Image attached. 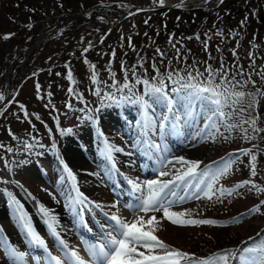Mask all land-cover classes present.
Returning a JSON list of instances; mask_svg holds the SVG:
<instances>
[{
    "label": "rangeland",
    "instance_id": "1",
    "mask_svg": "<svg viewBox=\"0 0 264 264\" xmlns=\"http://www.w3.org/2000/svg\"><path fill=\"white\" fill-rule=\"evenodd\" d=\"M179 1L183 0H170L172 4ZM156 6L159 4L154 0H0V93L6 98L11 95L5 102L0 101V145L4 146L0 147V237L6 239L9 246L26 252V242H29L14 218L9 192L20 201L31 219L35 214L43 219L38 211L39 204L50 209L58 218L62 238L85 234L84 221L81 223V217L66 207L71 182L61 181L66 173L62 171L60 158L76 174L80 190L90 200L102 205V211L92 206L82 216L89 229L101 233L98 226L107 223L103 212L118 211L121 215L126 210L124 205L134 201L128 178L141 183L157 179L160 165L155 151L148 149L147 141L163 147L173 144L169 155L199 160L201 168L237 151L227 148L230 138L193 139L197 128L204 126L203 120L191 127L183 126L182 135H175L170 130L161 135L158 125L166 112L164 106L152 105L146 110L131 98H122L129 97V93L127 90L117 92L112 83L115 80L123 84L127 71L132 93L140 96L145 95V88L149 87L142 83L143 80L159 86L162 78L169 96L178 100V94L172 92V88L178 85L173 81L180 76L186 77L185 69L204 72L207 65L220 69L223 64L229 76L235 75L240 81L246 80L248 75L256 76L264 63V0H223L222 3L221 0H200L197 4L184 6L187 10L180 11L185 14L204 10L203 14L195 13L203 16V22L198 25L189 19L194 18V14L186 15L187 23L184 15L178 18L170 13L173 11L170 9L163 12L138 10L122 17L131 7ZM196 6L199 8L189 10ZM77 13L87 19L66 16ZM172 21L178 26L173 27L175 23ZM157 23L158 29L169 25L172 32L161 30L159 37L154 39L156 34L151 31L156 30ZM176 28L184 29L182 35ZM148 31L151 37L146 35ZM7 34L12 35L5 39ZM167 36H172L171 43L165 41ZM37 39L39 43L35 45ZM152 44L163 49L158 52ZM85 48H88L87 52H84ZM163 60H169L166 65L174 66L175 74H181H174L169 80ZM65 61L73 74L72 82L65 73ZM137 62L144 65L143 73L138 72ZM241 70L244 75L240 74ZM93 72L96 73V83L92 80ZM153 77L157 79L153 80ZM137 79L141 83H136ZM199 79L204 82V77ZM70 88L72 92H69ZM97 89L101 93L99 96L96 95ZM106 93H116V100L108 99ZM69 103L71 109L67 107ZM180 107L176 103L174 110ZM180 114L182 117V111ZM147 118L155 122V131L145 129ZM44 123L49 128L46 129ZM68 128L72 129L71 133L61 134V129ZM99 132L104 135L101 137ZM221 132L229 135L223 128ZM187 136H192V141L186 142ZM105 139L123 149L113 153L116 170L110 175H105L109 164L102 155ZM180 139L184 143L178 146ZM26 144L32 147L27 148ZM9 147L11 152L7 151ZM261 164L259 173L263 167ZM168 170L175 171L170 167ZM97 172L99 177L91 175ZM245 179L254 180L248 158L241 156L230 173L219 179L216 187L233 188ZM254 181L262 186V179ZM238 192L224 197H219L217 192L211 200L201 195L200 199H188L173 208L174 211L190 210L185 218L215 219L223 223L174 225L163 219L153 226L155 234L168 245L195 257L259 243L264 239V205L260 213L245 216L239 223L229 222L232 217L261 202L258 194L247 188ZM113 203L117 204L116 208L110 207ZM30 206L33 210H29ZM127 214L133 216L131 212ZM155 215L159 219L163 214L158 212ZM92 219L98 226H92ZM39 229L37 227V232L44 236ZM249 237L253 239L249 240ZM47 241L52 242L53 238ZM199 243L210 247L200 253L188 250H193L192 245ZM56 246L57 242L52 248ZM9 261L5 248L0 247V264H9ZM232 264L239 262L233 259Z\"/></svg>",
    "mask_w": 264,
    "mask_h": 264
},
{
    "label": "snow or ice",
    "instance_id": "2",
    "mask_svg": "<svg viewBox=\"0 0 264 264\" xmlns=\"http://www.w3.org/2000/svg\"><path fill=\"white\" fill-rule=\"evenodd\" d=\"M154 2L164 5L165 0H154ZM222 2L223 0H221ZM241 23L243 24L244 22L242 21ZM10 35L12 34H7L5 39ZM196 38L199 39V36L197 35ZM205 47H207L206 43ZM87 51L88 48H85L84 52ZM157 51L159 52L160 50L157 49ZM233 54L235 55V52ZM160 55L163 56V53L161 52ZM153 67L155 68V65ZM133 69H135V66H133ZM185 71L187 73L186 77L180 76L173 81L174 84L178 85L172 88V92L178 94V100H174L169 96L166 91L167 86L162 78L159 86L150 84L147 79L143 80L142 83L149 86L145 88V95H135L132 93L127 71H125L124 83L118 84V82L113 80L112 87L119 93L127 90L129 97L122 98H131L132 102L141 104L146 110L152 105H163L166 112L161 116L158 125L161 135H163L165 130H170L178 136L182 135L183 126L191 127L198 120H203L204 126L197 128L193 138L215 140L217 137H223V139L227 140L234 130H238L242 139L252 141L260 133L264 132V128L258 127L259 117L252 114L258 104L257 95L264 97V91L259 88L255 92L240 90L248 83L255 85L256 81L252 80L251 75H248V78L244 81L238 80L235 75L229 79L228 70L224 68L223 64H221L220 69H213L210 65H207L204 72H200L198 69H185ZM156 72L159 73V70L156 69ZM173 74V72L168 73L169 80L172 79ZM240 74L244 75L242 70ZM132 75L135 76L134 70ZM257 75L260 76L261 80H264V72H258ZM200 77H204L203 83L198 79ZM68 78L70 80L72 78L70 71ZM155 79L157 77H153V80ZM92 80L93 83L97 82L95 72L92 74ZM136 83H141V81L137 79ZM69 92H72L71 88ZM100 94V90L97 89L96 95L99 96ZM105 96L113 101L116 100V93H106ZM5 100L6 97L0 93V101ZM7 102L11 103L10 100ZM176 103H179L181 107L174 110ZM21 107L23 106L21 105ZM67 107L71 109V103ZM81 111H84V109H81ZM243 114H247V118H243ZM0 115H2V112H0ZM237 116H240L241 119L238 122H231L232 118ZM88 118L93 119L92 117ZM181 119H183V125L181 124ZM144 127L148 131L156 130L155 122L151 118L146 119ZM221 128L229 135H224L221 132ZM60 131L61 134H65L71 133L72 129H61ZM98 134L101 137L104 135L103 132ZM146 143L148 149L155 151L157 154L156 160L160 165L158 177L142 183L137 179H127L134 201L126 203L125 207L135 218L126 219L118 211L103 212L107 223L100 224V239L87 243L86 246L90 259H85L77 248L70 246L62 238L58 230L59 221L56 215L43 204L37 202L39 204L38 211L44 217L43 222L57 241L62 253V255L51 254L48 251L46 241L35 230L31 218L25 213L23 205L12 193H7L10 197L9 204L13 207L14 218L20 228L24 230L29 243L43 249L46 253L45 264H232L233 259H236L239 264H264V239L260 240L259 243L242 249H224L207 257H195L194 254L182 251L159 239L153 227L159 223V220L163 219L170 221L174 225H219L223 223L215 219L185 218L186 213L190 210H173L174 206L188 199H200L201 195L211 200L217 192L219 197L232 196L234 193L239 194L238 190L242 188H247L248 191L257 194H264V186L251 179H245L233 188L216 187L219 179L230 173L233 164L241 156L248 158L251 176H257L259 154L255 151L257 145L253 144L251 148H243L234 153H228L225 157H221L219 162L214 161L211 165L201 168L202 162L199 160H188L183 156H172L169 158L163 154L168 150L161 144L150 140ZM0 147L4 146L0 145ZM25 147L31 148L32 145L26 144ZM7 151L11 152L12 148H7ZM122 151V148L109 143L107 139L104 140L102 155L109 164V170L105 172V175H110L113 170H116V160L113 153ZM59 163L62 165V171L66 173V177L62 176L61 181L67 180L71 182L66 207L75 216L81 217L80 222L83 223V213L89 207L94 206L102 211V205L90 200L80 190L76 174L63 158L59 159ZM177 164L180 165V168L176 167ZM5 166H8L7 161H5ZM169 167L175 169V171L168 170ZM91 175L99 177L100 173H92ZM162 177L170 178L161 179ZM178 189L179 191H177ZM33 199L35 198L33 197ZM262 205H264V201L254 205L239 216L232 217L229 222L239 223L245 216L260 213ZM110 207L116 208L117 204L113 203ZM158 212L163 214L159 219L155 215ZM252 239V237H249V240ZM0 247L5 248L6 254L12 259V264H24L26 253L9 246L3 237H0ZM36 259L39 261L40 257H36Z\"/></svg>",
    "mask_w": 264,
    "mask_h": 264
},
{
    "label": "trees",
    "instance_id": "3",
    "mask_svg": "<svg viewBox=\"0 0 264 264\" xmlns=\"http://www.w3.org/2000/svg\"><path fill=\"white\" fill-rule=\"evenodd\" d=\"M203 12H204V10H194L193 12H187L186 14L183 11H171L170 13L178 16V18H179V15H184L183 18H185L187 20L186 21L187 23L189 22V19H190L192 21V23H195L196 25H198V24L203 22V21H201L203 16L202 15L196 16L197 14H195V13L203 14ZM189 13L194 14L195 17L194 18L189 17V15H188ZM186 15L189 17V19H188V17ZM176 16L175 17L171 16V18L172 19H176ZM172 22H174V21H172ZM164 23H165V21H164ZM174 23L175 24L173 25V27L176 26V25L178 26L177 22H174ZM163 26H164V24H163ZM165 29H168L169 34L172 32V29L169 27V25H165L164 29H160V28L158 29V23H157L156 24V30L155 31L154 30L151 31L153 33V35L156 34L154 36V39L159 37V32L161 30H165ZM176 29L180 30V35H182V30H184V29H182V28H176ZM146 35L148 37L152 36L150 31H148L146 33ZM142 39L144 40L143 37H142ZM149 39L150 38H148L147 40H149ZM172 39H173L172 36H170V37L167 36L165 41L168 42V43H171ZM152 46H154V49H159V50L163 49L161 47L156 48L155 44H152ZM159 58L160 57H158V62H159ZM166 61H169V60H163L162 62H164L165 66H166L164 72H165V74L168 75L169 72H173V69H175V67L172 66V65H169V64L166 65ZM161 65H162V63H161ZM137 67H138V72L139 73H143V70L145 68L144 65L142 63H138L137 62ZM260 68H261L260 72H264V63H263V65ZM64 69H65V73L66 72L69 73V66H68V63L66 61L64 63ZM180 74H175V75H180ZM142 77L146 78V75L142 74ZM231 77H232V75L229 76L228 78L231 79ZM67 78H68V76H67ZM134 79H135V76H134ZM68 80H69V82L73 81V74H72L71 80L69 78H68ZM252 80L256 81L255 85H253L252 83H248V84L244 85V87L242 89H240V90H244L246 92H255L256 89L259 88L262 91H264V80H261L260 76L256 75V76L252 77ZM257 100H258V104L256 106V110L252 114L254 116H258L259 117L258 127L264 128V97H261V96L257 95ZM243 118H247V114H243ZM240 119H241L240 116L233 117L231 122H238ZM44 126H45L46 129L49 128L46 123H44ZM245 127H247V125H245ZM48 132H49V130H48ZM50 140L52 141V139H50ZM253 144L257 145V149H255V151H257L259 153L258 154V160H257V173L258 174H257V176L253 177V179L254 180H261L262 179L263 180L262 181V186H264V132L260 133V135L255 140L245 141L244 139L241 138V135H240L239 131L238 130H234L231 133L230 140H229V142H228V144L226 146H227L228 149H232L233 150V149L251 148ZM261 161H263L262 164H261ZM260 164L263 167L261 168L260 173H259V165ZM258 197H259V199L261 201H264V195L258 194ZM227 210H229V209H227ZM209 247L210 246H208V244H206V243H203V245L201 243H199V244H196V245H192L193 250L192 249H188V250L191 253H200V252H203L206 249H209Z\"/></svg>",
    "mask_w": 264,
    "mask_h": 264
},
{
    "label": "bare ground",
    "instance_id": "4",
    "mask_svg": "<svg viewBox=\"0 0 264 264\" xmlns=\"http://www.w3.org/2000/svg\"><path fill=\"white\" fill-rule=\"evenodd\" d=\"M199 0H183L182 1V3L184 4V5H189V4H192V3H194V2H198ZM179 2H181V1H179ZM165 3L166 4H172L171 2H170V0H165ZM41 37V36H40ZM45 37V36H44ZM43 37V38H44ZM46 38V37H45ZM37 43H39V39H37V41H36V44L35 45H38ZM112 103V102H111ZM184 136H185V134H184ZM192 137V136H191ZM191 137L190 136H187V140H185L186 142L187 141H192L191 140ZM182 138V137H181ZM194 139V138H193ZM178 142H176V144H177ZM184 143V140L183 139H180V141H179V143H178V146H180L181 144H183ZM175 146V145H174ZM165 148H167V152H165V153H163L164 155H166V156H170V158L172 157V156H174L173 154L172 155H169L170 153H171V151H173L172 149H173V144L172 145H167V146H165ZM175 148H176V146H175ZM178 166V165H177ZM28 203V202H27ZM31 207V206H30ZM29 207V210L31 209V210H33V208L31 207L30 208ZM9 209V208H8ZM11 212V211H10ZM130 211L126 208V210L125 211H122V216L123 217H125L126 219H129V220H131V219H134L135 217L134 216H132V215H128L127 213H129ZM33 214V213H32ZM44 219V218H43ZM31 222H32V224H33V226H34V228H35V230L37 229V227H39L40 229H39V231H41V232H44L45 234H44V236L42 235V234H40L42 237H43V239L46 241V243H47V246H48V251L51 253V254H53V255H62V253H61V251H60V249H59V246H58V243H57V246L55 247V248H53L52 249V246H53V244L52 243H49L47 240L49 239V238H51L52 237V235L51 234H49V232H48V229H47V227H46V225L44 226V224H42V221L40 220V218H38V217H36V215H33L32 216V219H31ZM1 225V224H0ZM42 228V229H41ZM37 231V230H36ZM99 234H101V233H99ZM28 238V237H27ZM74 238H75V240H74ZM63 239L70 245V246H72V247H75V248H77V250L80 252V254L85 258V259H90L89 257H88V254H87V251H86V246H87V243H92V242H94V241H97V240H99L100 239V237H98V238H96L95 239V237H91V238H86V240L84 239V238H82L81 236L79 237V235H77V236H70V237H63ZM30 245H27V246H25V247H27V250H26V252H24V253H26V255H25V257H24V264H45V256H46V253L45 252H43L42 251V249L41 248H39V247H35L34 249H33V251L31 250V248L29 247ZM36 252H41V253H43L41 256H38V257H40V260L39 261H37V259H36V257H33L34 256V254L36 253ZM28 255H30V256H28ZM10 260L11 261H9V264H12V259H11V257H10Z\"/></svg>",
    "mask_w": 264,
    "mask_h": 264
},
{
    "label": "water",
    "instance_id": "5",
    "mask_svg": "<svg viewBox=\"0 0 264 264\" xmlns=\"http://www.w3.org/2000/svg\"><path fill=\"white\" fill-rule=\"evenodd\" d=\"M197 3V2H196ZM183 3L182 2H178V3H175L174 5H172V6H168V5H162V6H160V7H151V8H143V9H146V10H154V9H173V10H175V9H181V5H182ZM133 10L132 9H129V10H127V13H130V12H132ZM69 18H71V17H77V18H84L85 19V17H83L82 15H80V14H69V15H67ZM10 97V96H9ZM8 97V98H9ZM6 101V100H5ZM4 101V102H5ZM0 106H1V104H0Z\"/></svg>",
    "mask_w": 264,
    "mask_h": 264
}]
</instances>
